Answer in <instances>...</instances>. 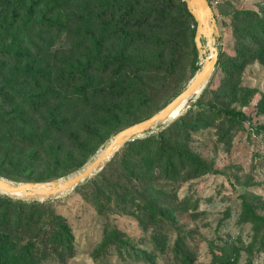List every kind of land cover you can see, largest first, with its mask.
Returning <instances> with one entry per match:
<instances>
[{"label":"trees","instance_id":"trees-1","mask_svg":"<svg viewBox=\"0 0 264 264\" xmlns=\"http://www.w3.org/2000/svg\"><path fill=\"white\" fill-rule=\"evenodd\" d=\"M176 3L180 11L174 14ZM244 18L246 23L238 17L237 36L250 38L253 45L242 57L264 64V9ZM192 19L179 0H0V174L6 168L19 173L42 170L43 179L66 175L90 155L84 152L88 142L126 119L135 124L160 111L165 86H158L159 81L170 77L175 63H167L166 55L178 52L179 37L186 35L184 28ZM60 40L68 47L54 51ZM41 62L44 70L39 69ZM218 112L231 120L246 117L235 110ZM180 124L182 133L189 131ZM130 147L124 167L143 193L116 190L114 195L124 212L134 207L144 220L163 214L152 196L156 186L151 178L157 170L167 182L212 171L163 137L138 140ZM79 155L82 160L76 163ZM177 162L189 164L193 172L183 174ZM146 167L148 182L141 171ZM108 184L102 175L86 195L106 218L114 209L106 195ZM56 204L0 194V264L66 262L76 256L75 234ZM243 205L264 225V217L245 198ZM108 230L101 251L124 244L120 230Z\"/></svg>","mask_w":264,"mask_h":264},{"label":"rangeland","instance_id":"rangeland-1","mask_svg":"<svg viewBox=\"0 0 264 264\" xmlns=\"http://www.w3.org/2000/svg\"><path fill=\"white\" fill-rule=\"evenodd\" d=\"M209 1L218 20L220 36L215 43L222 61L221 64L218 61L203 94L177 120L125 144L99 173L70 194L49 200L57 201L58 214L73 230L77 253L66 262L51 259L42 264H264V225L252 219L243 205L245 198L264 217V64L243 59L244 50H249L253 42L247 37L238 38L236 26L238 17L246 23L247 12H261L264 0ZM176 6L174 14L180 11L177 3ZM193 19L184 28L186 35L179 37L178 52L166 55L167 63L172 59L175 63L170 77L163 76L159 81L158 86L162 83L165 86L158 104L161 110L188 87L197 69L211 56L209 51L203 55L196 53ZM202 43L207 47L205 38ZM67 47L68 44L60 40L54 51ZM53 67L56 73L59 64ZM44 68L41 62L39 69ZM2 87L0 78V90ZM218 110H235L246 117L231 120ZM181 121L189 127L188 132L182 133ZM128 123L126 119L114 130L88 142L84 152H91L90 155L84 161L82 155L77 156L76 163L82 160V164L66 175L43 179L42 170L19 173L2 168L0 177L15 183H45L66 177L88 165L119 132L133 125ZM160 137L204 161L212 171L167 182L157 170L156 178H151L156 186L152 196L160 201L156 208L163 214L152 221L144 220L140 210L134 207L124 212L126 209L117 205L114 193L116 190L143 193L138 188L140 182L125 170L124 161L128 149H132L130 145ZM12 141L20 144V140ZM177 168L183 174L194 170L180 162ZM141 171L148 182L147 167ZM102 175L109 182L106 195L114 206L113 214L107 218L98 214L94 203L86 196L92 193V186L100 182ZM165 184L169 186L165 188ZM106 228L109 232L115 228L120 230L124 244L101 251Z\"/></svg>","mask_w":264,"mask_h":264},{"label":"water","instance_id":"water-1","mask_svg":"<svg viewBox=\"0 0 264 264\" xmlns=\"http://www.w3.org/2000/svg\"><path fill=\"white\" fill-rule=\"evenodd\" d=\"M183 1L197 23L196 43L198 52L201 55L207 51L211 53V56L205 59L188 87L156 114L119 132L110 144H107L106 150L101 156L92 163L90 162L91 164L86 165L82 170L76 171L74 175H68L67 179L61 181L60 178L45 183H15L0 177L1 193L22 200L49 201L58 199L56 197L66 192L74 191L80 184L99 173L125 144L162 125L161 122L169 117L184 101L189 99L202 85H207L219 61V52L215 43V40H218L220 36L218 20L209 0ZM203 38L207 41V47L202 43ZM99 167L101 169L95 173Z\"/></svg>","mask_w":264,"mask_h":264},{"label":"bare ground","instance_id":"bare-ground-1","mask_svg":"<svg viewBox=\"0 0 264 264\" xmlns=\"http://www.w3.org/2000/svg\"><path fill=\"white\" fill-rule=\"evenodd\" d=\"M209 83V82H208ZM205 88V86L204 85H202V87H200L189 99H187L186 101H184L175 111H173V113L169 116V117H167L164 121H162L161 122V124L163 125H165L166 123H169V122H171V121H173L174 119H176L177 120V118L179 117V116H181V115H183V113L184 112H186L187 110H189V108L191 107V105L193 104V102L195 101V100H197L198 99V97L200 96V94H201V92L203 91V89ZM203 94V93H202ZM201 94V95H202ZM201 97V96H200ZM192 108V107H191ZM112 141V140H111ZM110 141V142H111ZM110 142H109V144H110ZM104 148V147H103ZM105 150H106V148H104V149H102L95 157H94V159L91 161V163L94 161V160H96L99 156H101L104 152H105ZM91 163H89V164H91ZM101 169V167H99L96 171H95V173H97L99 170ZM82 170V169H81ZM76 172H74V173H72V174H70L69 176H71V175H74ZM67 177L68 176H66V177H64V178H61L60 180L62 181V180H65V179H67ZM71 192H66V193H64V194H62V195H60V196H58V197H56V198H62V197H65L66 195H68V194H70Z\"/></svg>","mask_w":264,"mask_h":264}]
</instances>
